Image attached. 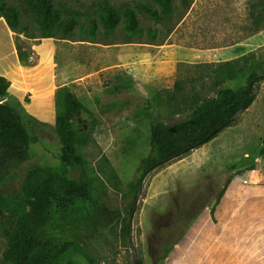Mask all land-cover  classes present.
Listing matches in <instances>:
<instances>
[{
    "label": "rangeland",
    "instance_id": "obj_1",
    "mask_svg": "<svg viewBox=\"0 0 264 264\" xmlns=\"http://www.w3.org/2000/svg\"><path fill=\"white\" fill-rule=\"evenodd\" d=\"M6 1L18 5L21 0ZM104 1L118 9L129 5L135 10L142 3H152L54 0L57 7L64 4L86 14ZM251 2L173 0L176 8L159 23L137 10L143 36L127 34L122 23L115 32L100 33L94 41L80 28L68 40L55 39L57 89L52 119L40 121L28 115L37 98L29 89H24L21 98L16 95L7 100L21 114L27 129L38 136V142L30 146V159L11 162L0 173V178L10 181L9 194L21 189L33 168L59 165L56 117L62 109L60 94L74 93L87 109L81 112L77 125L87 132L84 152L95 170L97 196L111 210L106 215L111 224L103 234L86 240L91 254L98 264H135L134 248L144 264L163 263L169 254L160 259L162 246H172L201 210L214 206L231 177L247 175L252 172L250 167L255 175H264V158L260 156L264 146V80L253 85L251 106L212 141L145 176L137 172L141 159L151 150L154 119L165 123L185 120L197 100L215 97L220 86L236 90L247 85L252 73L262 74L264 11L254 2L256 14L262 13L256 24L250 17ZM29 21L23 19V23ZM80 24L86 29L90 21L82 18ZM22 38L17 43L24 51L30 49L27 42L34 45L43 41ZM36 58L35 54L31 65L37 63ZM177 83L180 91L171 101L164 92H175ZM71 174L76 176V172ZM5 215L0 218V264H8L3 258L9 217L6 209ZM76 260L85 263L82 255Z\"/></svg>",
    "mask_w": 264,
    "mask_h": 264
},
{
    "label": "trees",
    "instance_id": "obj_2",
    "mask_svg": "<svg viewBox=\"0 0 264 264\" xmlns=\"http://www.w3.org/2000/svg\"><path fill=\"white\" fill-rule=\"evenodd\" d=\"M254 2L264 11V0H252L249 10L251 19L259 24L262 13L256 14ZM152 3H142L137 10L157 23L176 8L173 0H152ZM137 10L129 5L118 9L104 1L93 5L90 14H86L64 4L57 7L54 0H21L18 5L0 0V19L11 31L28 39L68 40L80 28L94 41L100 33L115 32L122 23L127 34L143 36ZM82 18L90 21L86 29L80 24ZM23 19L30 21L23 23ZM148 31L153 33L151 29ZM17 53L20 62L28 65L31 52L17 47ZM255 78V83L264 80V69L262 74L252 73L245 86L236 90L220 86L215 97L197 100L185 120L165 123L154 119L151 150L141 159L137 172L145 176L212 141L218 135L210 137L214 130L225 124L227 128L241 109L251 106L253 88L250 84ZM9 87L10 82L0 76V96L8 98ZM175 88V92H164L171 101L180 91V84L177 83ZM60 96L62 109L56 117V131L61 143L57 156L59 165L33 168L14 195L7 190L10 181L0 178V218L6 217L5 209L9 215L4 228L6 247L3 255L8 264H98L86 240L100 237L111 224L106 219L111 210L97 196L95 170L85 156L87 132L77 125L78 113L87 109L74 93L63 92ZM156 97L161 99L162 95ZM37 142L36 132L27 129L16 107L9 102H0V173H4L11 162L30 159V146ZM260 156L264 158V146ZM72 172H76L74 178ZM135 209L134 202L128 220V234ZM186 227L172 246H162L160 259L168 256ZM77 255H82L85 263L77 261Z\"/></svg>",
    "mask_w": 264,
    "mask_h": 264
},
{
    "label": "crops",
    "instance_id": "obj_3",
    "mask_svg": "<svg viewBox=\"0 0 264 264\" xmlns=\"http://www.w3.org/2000/svg\"><path fill=\"white\" fill-rule=\"evenodd\" d=\"M21 36L0 20V76L10 82L9 99L21 98L24 89L35 92L37 98L27 113L47 121L55 112L57 44L55 39L34 45L27 42L31 57L30 65H25L17 53ZM35 54L37 63L31 65ZM255 173L231 177L214 206L196 215L168 259L159 264H264V175Z\"/></svg>",
    "mask_w": 264,
    "mask_h": 264
},
{
    "label": "water",
    "instance_id": "obj_4",
    "mask_svg": "<svg viewBox=\"0 0 264 264\" xmlns=\"http://www.w3.org/2000/svg\"><path fill=\"white\" fill-rule=\"evenodd\" d=\"M257 80V78H255V79H253L252 80V82H251V84H250V87L251 88H253V85L255 84V81ZM253 98H254V94H253V92H251V94H250V101L251 102H253ZM0 102L1 103H4V102H6V98L5 97H3V96H0ZM248 108V107H247ZM247 108H243V109H241L234 117H233V119L228 123V124H230V123H232V122H234ZM80 114L81 113H78V117L80 116ZM225 126H227V124H225V125H223V126H221V127H219V128H217L216 130H214L212 133H211V135H210V137L212 138V137H214L216 134H218L219 132H221L224 128H225ZM140 193H141V190L139 191V193H138V197H137V200L136 201H138L139 200V196H140ZM133 250V253L135 254V257H134V259H135V264H140V261H139V258H138V256L136 255V253H135V249L133 248L132 249Z\"/></svg>",
    "mask_w": 264,
    "mask_h": 264
},
{
    "label": "flooded vegetation",
    "instance_id": "obj_5",
    "mask_svg": "<svg viewBox=\"0 0 264 264\" xmlns=\"http://www.w3.org/2000/svg\"><path fill=\"white\" fill-rule=\"evenodd\" d=\"M79 122H81V120H79ZM134 257H135V255H134ZM134 262H135V259H134Z\"/></svg>",
    "mask_w": 264,
    "mask_h": 264
}]
</instances>
